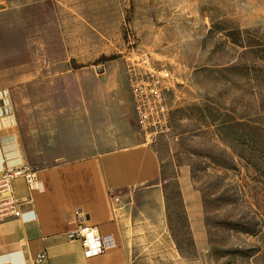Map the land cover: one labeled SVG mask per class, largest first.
<instances>
[{
  "label": "rangeland",
  "instance_id": "374dc122",
  "mask_svg": "<svg viewBox=\"0 0 264 264\" xmlns=\"http://www.w3.org/2000/svg\"><path fill=\"white\" fill-rule=\"evenodd\" d=\"M4 9L0 96L28 154L33 91L52 93L56 106L78 92L126 98L128 65L146 53L173 77L169 135L147 139L164 160L180 253L190 264H264V0H38ZM32 60L52 82L31 84ZM175 167L200 195L197 239Z\"/></svg>",
  "mask_w": 264,
  "mask_h": 264
},
{
  "label": "crops",
  "instance_id": "0c3cea01",
  "mask_svg": "<svg viewBox=\"0 0 264 264\" xmlns=\"http://www.w3.org/2000/svg\"><path fill=\"white\" fill-rule=\"evenodd\" d=\"M26 2L38 0H0V6ZM30 66L32 85L52 82L49 72L40 77L38 62ZM37 94L31 97L30 154L0 96V175L10 167L46 165L35 166L41 190L29 191L21 179L14 183L22 214L0 223V264H190L170 230L164 160L137 124L131 92L126 98L102 90L78 92L60 106L52 103V93ZM40 149L47 155L34 159ZM175 168L173 179L197 239L200 195L189 172ZM76 211L112 235L116 247L86 257L81 242L66 236L78 223ZM42 252L47 258L37 263Z\"/></svg>",
  "mask_w": 264,
  "mask_h": 264
},
{
  "label": "built area",
  "instance_id": "2783aa9c",
  "mask_svg": "<svg viewBox=\"0 0 264 264\" xmlns=\"http://www.w3.org/2000/svg\"><path fill=\"white\" fill-rule=\"evenodd\" d=\"M130 88L137 124L150 142L159 137H168L171 130L172 108L168 92L173 88L171 71L157 64L146 53L138 54L128 65ZM23 180L29 191H39L42 182L38 168L20 165L6 168L0 175V223L22 214V201L15 194L14 183ZM78 223L66 233L71 241H80L86 257L103 254L116 247L112 235L102 234L97 225L84 220L80 211L75 212ZM45 252L39 253L35 261H45Z\"/></svg>",
  "mask_w": 264,
  "mask_h": 264
},
{
  "label": "water",
  "instance_id": "95a60500",
  "mask_svg": "<svg viewBox=\"0 0 264 264\" xmlns=\"http://www.w3.org/2000/svg\"><path fill=\"white\" fill-rule=\"evenodd\" d=\"M96 69H97L98 72H102L104 68H103V66L98 65V66L96 67Z\"/></svg>",
  "mask_w": 264,
  "mask_h": 264
}]
</instances>
